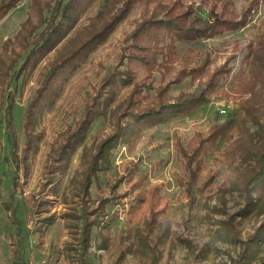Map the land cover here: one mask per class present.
Listing matches in <instances>:
<instances>
[{"label": "rangeland", "instance_id": "obj_1", "mask_svg": "<svg viewBox=\"0 0 264 264\" xmlns=\"http://www.w3.org/2000/svg\"><path fill=\"white\" fill-rule=\"evenodd\" d=\"M39 1L52 7L57 0ZM175 1H180L183 10L190 7L192 15L200 17L209 13L212 4L220 12L227 2L229 13L240 19L251 0ZM32 2L21 0L0 21V46L19 30L27 19ZM102 2L93 3L80 15L78 24L69 34L70 43L63 40L29 77L19 79L8 90L14 100L11 117L16 133L15 153L19 167L14 185L16 167L5 123L2 122L0 264H12L13 250L19 252L25 264H79L74 260L76 257L70 258V253L65 249V243L70 239L58 217L65 212L61 203L62 189L80 170L81 147L71 157L64 175L56 177L55 196H51V187L43 188L46 180L44 167L46 163L48 166L47 158L52 151L62 143L63 134L79 120L103 78L118 67L125 38L146 14L149 16L154 11V6L142 8L136 5L97 49L86 54L83 62L66 79L60 78L57 99L38 119L36 129L41 140L37 150L28 155L27 163L21 159L24 145L22 124L24 111L38 88L40 72L56 58L59 51L65 52L69 44L73 46L79 43L82 38L79 35L84 32L82 28L90 27L89 20L100 10ZM116 2L115 6L119 7L120 2ZM43 14L47 18L46 11ZM263 20L264 0H257L248 22L237 31L176 45L178 59L172 64L174 72L168 78H173L182 67L200 68L203 73L196 79L189 76L181 79L180 83L171 86L170 96L176 97L180 92L197 94L209 75L228 60L233 68L232 73L209 95L205 105L187 116L144 129L131 144H120L113 151V168L100 178V184L93 185L92 197L102 195L106 178L123 174L124 167L128 165L129 168L134 167L133 179L131 183L124 182L120 192L129 190L134 184L133 191L156 187L160 202L153 207V211H163L153 218L152 225L144 221L141 223L138 212L130 209L135 194L128 195L123 205L111 209L117 217H112L109 225L92 229L87 251L88 264H264V192L261 195L252 193L251 198H247L232 185L223 182L225 166L221 154L227 146L230 130L208 152L201 181L192 191L183 186L182 182L187 178L175 150L176 139L187 148L197 140L196 135L203 137L213 125L234 119L239 112V103L249 98V89L256 82L248 70L249 62H244L243 57L249 47L257 49L264 31ZM155 76L158 78V73ZM240 88L244 90L239 93L236 90ZM253 91L257 92L255 101L264 107V84H257ZM125 97L122 91L117 99L123 100ZM1 118L3 120V112ZM112 131L110 118L98 119L86 136L84 144L87 151ZM209 176L212 178L209 179ZM47 200L49 204L45 203ZM37 204L39 207H36ZM143 214L149 216V213ZM164 214L165 218L162 217ZM49 217L54 218L50 226L40 223V220L45 221Z\"/></svg>", "mask_w": 264, "mask_h": 264}, {"label": "trees", "instance_id": "obj_2", "mask_svg": "<svg viewBox=\"0 0 264 264\" xmlns=\"http://www.w3.org/2000/svg\"><path fill=\"white\" fill-rule=\"evenodd\" d=\"M99 1L57 0L50 7L42 1L33 0L27 19L13 38L5 39L0 46V125L5 123L12 147L16 167L14 185L19 165L15 153L16 133L11 117L14 100L8 90L19 79L29 77L63 40L70 43L69 34L78 24L80 15ZM115 1L120 2L119 7L115 6ZM19 2L21 0H0V21ZM100 4V10L89 20L90 27L82 28L84 32L79 35L82 36L79 43L73 46L69 44L65 52L59 51L56 58L40 72L38 88L24 111L22 124L24 145L21 159L27 163L28 155L37 150L41 140L36 129L38 119L57 99L61 87L60 78L66 79L83 62L86 54L97 49L136 5L142 8L154 6V11L149 16L146 14L125 38L118 67L103 78L100 88L79 120L63 134L62 143L52 151L47 158L49 164L47 166L46 163L44 167L46 180L43 188L51 187V196H55L58 182L56 177L64 175L71 157L81 147L80 170L62 189L61 203L65 212L58 217L70 239L65 243V249L70 253V258L76 257L74 260L79 264H88L87 251L92 229L109 225L112 217H117L111 209L123 205L131 193L135 196L130 209L138 212L141 223L144 221L152 225L153 218L163 211H153V207L160 202L156 187L133 191L136 186L134 184L129 190L120 192L121 185L124 182L131 183L133 179L134 167L129 168L128 165L124 167L123 174L106 178L102 195L92 197L93 185L100 184V178L113 168L111 157L117 146L131 144L144 129L191 114L208 103L209 95L232 73L233 68L229 66L228 60L209 75L197 94L180 92L172 97L169 94L171 86L180 83L186 76L196 79L203 73L200 68L182 67L173 78H168L174 72L172 64L178 59L176 45L237 31L248 22L257 0L249 2L240 19L229 13L227 2L222 5L220 12L212 4L204 17L193 16L190 7L183 10L180 1L175 0H103ZM43 11L48 14L47 18ZM262 24L264 26V20ZM243 61L249 62L248 70L254 75L255 86L264 84V31L257 49L249 47ZM121 66H124L123 70H120ZM255 86L249 89V98L239 103V112L234 119L229 118L223 124L213 125L203 137L196 135L197 140L187 148L176 139L178 161L187 178L182 183L187 190L192 191L201 181L204 159L217 141L230 130L227 146L221 154L225 166L223 182L232 185L247 198H251L252 193L261 195L264 192V107L255 101ZM243 90L240 88L236 91L240 93ZM122 91L126 97L118 100L117 96ZM100 118H110L113 131L87 151L84 144L86 136ZM45 203L49 204L48 200ZM143 212L149 213L150 217ZM162 217L165 218V214ZM40 221L50 226L54 218ZM12 258V264H25L16 250H13Z\"/></svg>", "mask_w": 264, "mask_h": 264}, {"label": "crops", "instance_id": "obj_3", "mask_svg": "<svg viewBox=\"0 0 264 264\" xmlns=\"http://www.w3.org/2000/svg\"><path fill=\"white\" fill-rule=\"evenodd\" d=\"M13 252V251H12ZM13 261V260H12Z\"/></svg>", "mask_w": 264, "mask_h": 264}]
</instances>
